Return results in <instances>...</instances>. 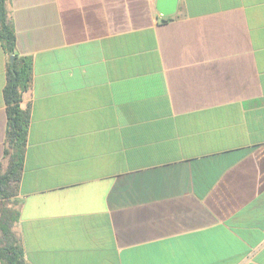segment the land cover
Instances as JSON below:
<instances>
[{
	"label": "crops",
	"instance_id": "1",
	"mask_svg": "<svg viewBox=\"0 0 264 264\" xmlns=\"http://www.w3.org/2000/svg\"><path fill=\"white\" fill-rule=\"evenodd\" d=\"M5 9L32 64L0 199L24 264H264V0ZM9 61L0 43V172Z\"/></svg>",
	"mask_w": 264,
	"mask_h": 264
},
{
	"label": "trees",
	"instance_id": "2",
	"mask_svg": "<svg viewBox=\"0 0 264 264\" xmlns=\"http://www.w3.org/2000/svg\"><path fill=\"white\" fill-rule=\"evenodd\" d=\"M0 43L8 56H13L7 65L3 89L7 119L4 157L7 166L0 172L2 199L12 196L21 176L29 127V107H22V95L30 88L32 78L31 59L14 53L15 37L7 22L5 0H0ZM13 220L12 212L0 210V264H24L21 246L10 229Z\"/></svg>",
	"mask_w": 264,
	"mask_h": 264
},
{
	"label": "water",
	"instance_id": "3",
	"mask_svg": "<svg viewBox=\"0 0 264 264\" xmlns=\"http://www.w3.org/2000/svg\"><path fill=\"white\" fill-rule=\"evenodd\" d=\"M177 0H156V10L163 17H169L175 14ZM13 56L10 57V61Z\"/></svg>",
	"mask_w": 264,
	"mask_h": 264
}]
</instances>
